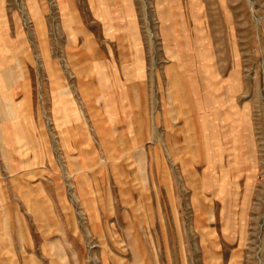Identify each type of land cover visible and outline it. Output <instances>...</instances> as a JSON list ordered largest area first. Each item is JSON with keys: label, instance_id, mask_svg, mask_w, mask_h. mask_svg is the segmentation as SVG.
<instances>
[{"label": "rangeland", "instance_id": "rangeland-1", "mask_svg": "<svg viewBox=\"0 0 264 264\" xmlns=\"http://www.w3.org/2000/svg\"><path fill=\"white\" fill-rule=\"evenodd\" d=\"M0 264H264V0H0Z\"/></svg>", "mask_w": 264, "mask_h": 264}]
</instances>
